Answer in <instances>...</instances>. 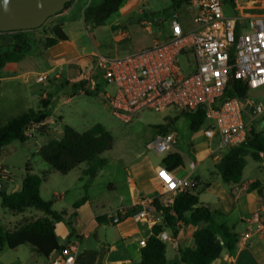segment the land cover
I'll use <instances>...</instances> for the list:
<instances>
[{
  "label": "rangeland",
  "instance_id": "1",
  "mask_svg": "<svg viewBox=\"0 0 264 264\" xmlns=\"http://www.w3.org/2000/svg\"><path fill=\"white\" fill-rule=\"evenodd\" d=\"M101 1L75 0L69 9L51 18L44 27L22 31L19 36L30 46V52L26 54L23 64L35 66L37 71L46 68L45 60L49 50L46 49V43L52 35V30L56 26H61L70 37V41L73 42L77 52L81 55L82 61H86L83 69L79 68L78 70L76 68L78 63L75 62L73 68H76L77 74L74 78L68 75L69 66L71 67L72 64H65L64 68L59 66L56 72L45 75L47 79L43 83L40 82L43 85L39 86V94H42L41 88L44 87L46 95L52 94L55 97L51 118L60 124L62 130L64 126L70 125L78 132L83 133L101 124L112 132L115 138L114 148L102 156V159L106 160V165L100 169L98 176L93 180L84 175L83 170L87 169L85 164L67 175L54 171L39 154L40 148L54 135L51 133V129L42 125L30 127L28 130L30 139L26 143L16 141L5 147L0 155V165L9 171L13 178L24 177L27 167H30L36 174L45 176L46 182H43L44 186L41 185L40 189L41 196L46 201H52L54 209L58 212L69 209L71 205L85 197H88L90 201V209L99 211V213L108 212L131 203L128 169L136 161L149 158L160 164L163 159L175 152L172 150L161 155L151 147V144L160 136L159 127L166 126L170 131L178 134L176 152L184 158V165L178 170V173L182 176L191 174L193 178L200 180L201 183L195 193H200L204 201H214L215 196L202 189L204 181L221 180L216 169L221 159L215 160V155H210V151H216L218 145L216 142L209 144L203 137V131L209 123H206L201 130L193 132L190 121L182 113L170 110L162 113L146 111L136 116L132 123L128 124L116 118L110 111L106 93L114 92L112 86L107 85L102 79H99L98 92L89 90L88 87H85L86 83L84 87L80 86L81 82L85 81L87 74L91 72L90 63L95 54L116 55L115 44L111 36L113 33L111 25L117 19H122L129 31L128 47L137 51L151 45L154 36L161 35L162 39L170 36L171 23L174 18L179 19L184 30L196 28V11L190 5L176 9L173 0H140L135 8L136 13L129 16L131 20L129 17L123 18L118 12L110 18L105 26L94 27L86 23L85 12L91 5ZM248 2L244 1V3ZM231 5L229 2H225L224 11L228 14H232ZM255 6L261 14H264L263 0ZM246 7L249 6L246 5ZM147 27H151L152 33L146 29ZM17 42L16 36L12 33L0 35V50L2 52L11 51ZM177 62L188 71L187 59L184 56H180ZM20 71L22 72L14 71L16 75L8 71L1 73L3 78L0 79L1 125H5L23 113L30 110L37 111L40 108V97L34 98L30 88L31 83L25 84V80H29V76L22 75L24 69ZM36 77L33 76L32 82ZM70 98L72 100L66 103L65 101ZM248 99L264 104V87L251 91ZM243 116L246 122L252 120L247 113H244ZM258 123L259 120H255L254 128L257 129ZM197 136L202 139L201 144L197 143L195 147H191L192 143L196 144L194 138ZM223 153L220 152L218 155H223ZM191 162L199 164L195 171L190 168ZM246 164V177L259 173L257 164L251 157L246 158ZM55 191L66 195V199L53 197ZM33 214L42 213L36 209H30L24 216L15 214L2 206L0 197V226L4 230H14L30 221H35L36 216ZM20 221L21 223H19ZM220 221L223 222V220ZM17 223H19L18 226H16ZM70 228L73 232L71 225ZM167 242L168 246L172 247L173 240ZM0 264H51V259L40 257L30 245H23L14 250L0 249Z\"/></svg>",
  "mask_w": 264,
  "mask_h": 264
},
{
  "label": "built area",
  "instance_id": "2",
  "mask_svg": "<svg viewBox=\"0 0 264 264\" xmlns=\"http://www.w3.org/2000/svg\"><path fill=\"white\" fill-rule=\"evenodd\" d=\"M190 6L196 11L195 29L184 30L174 18L170 36L156 40L147 49L123 56L95 54L88 88L98 92L99 79L112 86L114 92L106 93L110 111L128 124L146 111L205 112L209 125L203 137L209 144L217 143L213 154L216 152L220 160L222 155L218 153L246 145L253 132L264 134V104L248 99L251 91L264 87V15L228 16L223 0H193ZM180 56L187 59L188 71L178 64ZM231 73L247 88L246 104L241 97H226ZM46 79L41 76L38 81ZM244 113L252 118L250 122L245 121ZM255 120H259L257 129ZM177 142V134L170 131L160 135L151 147L162 155L175 149ZM197 166L191 163L192 170ZM158 175L164 182L163 194L158 197H166V205H173L179 194L193 192L200 184L197 179L176 177L165 167ZM12 179L0 165V182ZM133 217L153 219L147 210L134 211ZM248 222L255 228L243 236L245 241L254 233L264 234V211L254 213ZM159 239L166 242L169 238L161 233ZM74 251L65 248L54 262L51 259V264H75Z\"/></svg>",
  "mask_w": 264,
  "mask_h": 264
},
{
  "label": "trees",
  "instance_id": "3",
  "mask_svg": "<svg viewBox=\"0 0 264 264\" xmlns=\"http://www.w3.org/2000/svg\"><path fill=\"white\" fill-rule=\"evenodd\" d=\"M128 0H102L91 5L85 12V21L94 27L105 26L110 18L118 13ZM193 0H173L176 9H181L184 5H190ZM234 4V0H223ZM69 4L64 11L69 9ZM63 11V12H64ZM21 32H12L18 41L13 50L2 52L0 50V79L1 71L11 63H20L30 52L29 44L19 35ZM8 33L0 32V35ZM69 36L61 26H56L52 30V35L48 38L46 49H50L59 43L69 42ZM87 81H82L80 86L84 87ZM247 88L237 81L234 74H230L226 97L245 98ZM53 96L40 100V108L37 111L30 110L23 113L5 125L0 124V155L3 149L13 142L26 143L30 137L26 134L32 125L45 123L51 117ZM191 123V130L197 132L207 123L205 112L182 113ZM45 127V126H43ZM169 132L168 127L160 126L159 134ZM248 143L242 147L231 148L224 151L221 161L216 169L223 182L227 185H238L242 181L243 171L246 167V158L249 156L255 161H259L260 155L264 154V134L253 132ZM115 138L111 131L105 126L98 124L85 133H80L71 126L64 128L62 137L49 139L39 150L40 156L50 167L63 175H67L82 165H87L84 175L95 179L100 169L106 165V160L102 156L113 150ZM184 165V158L180 153L168 155L162 163L169 172H174ZM45 176L34 174L30 167L26 168L23 177L24 185L19 191L12 195L0 193L2 206L15 214L24 213L27 209H36L45 214V217L31 221L14 230H4L0 226V249L8 247L17 249L23 245H30L34 252L40 257L50 260L52 256L63 251L56 235V224L61 223L67 217V212L59 213L53 210V202L46 201L41 196V185L45 181ZM210 184L204 185V190ZM249 191L258 190L264 197V188L260 182H254L249 186ZM185 192L179 194L173 205H166L161 197H157L152 206L155 212L163 217L166 227L173 232V241L177 243L180 232V225L192 223L195 226L204 224V227L194 233V247H177L180 261L174 264H213L221 258L224 251L231 256H235L238 244V236L234 230L226 224L219 223L218 216L222 212L214 210L209 204L200 201V194ZM85 200L75 205L80 207ZM136 208H133L134 211ZM106 218H99L98 221ZM164 232L163 226L155 225L153 235L146 241L142 249V257L137 264H168L166 258V243L159 239V235ZM73 235V232H72Z\"/></svg>",
  "mask_w": 264,
  "mask_h": 264
},
{
  "label": "crops",
  "instance_id": "4",
  "mask_svg": "<svg viewBox=\"0 0 264 264\" xmlns=\"http://www.w3.org/2000/svg\"><path fill=\"white\" fill-rule=\"evenodd\" d=\"M244 1L249 2L244 3ZM260 1L262 0H234V4L231 5L232 14H228L227 12H225V14L228 16L239 15L243 18L264 15L261 14L258 8L255 6ZM139 3L140 0H131L130 2L128 1V4H125L124 7H122V9L119 11L122 17L127 18L135 14V8ZM246 5H248L250 8H247ZM111 26L113 32L111 36L115 44V56H123L125 54L147 49L151 47L156 40L162 39L161 35L154 36V39L152 41L153 43L151 45L135 51L133 48L128 47L127 43H129L130 40V34L127 27H125L126 25L125 23H123L122 19H117ZM146 29L151 32V27H147ZM53 57H55L56 59H52ZM23 61L20 63L8 64L1 71V73L3 71H8L16 75V72H22L20 70L24 69L22 75L29 76V80H25V84L31 83L30 88L32 90V96L34 98L39 96L40 100L46 99L50 95L53 96L52 94L46 95L44 92L45 89H43L44 87L41 88L42 94H39V86L43 83H40L38 81L41 76H45L46 74L50 75L53 72H56L59 66H62V68H64L65 64H72L71 67L69 66L68 75L69 77L75 78L77 74L76 68L78 70L79 68L83 69V65H85L86 63V61H82V57L77 52L76 47L74 46L72 41L62 42L50 48L45 60L46 68L41 71H37L35 66L23 64ZM75 62H77L78 65L76 66V68H73V64ZM91 63L90 66L92 68ZM90 73L91 72H89L85 77L86 81L88 80L87 77ZM33 76L37 77L35 81L32 82ZM88 86L89 82L87 81L85 87ZM53 100L55 101L54 96ZM71 100L72 99L70 98L65 102L68 103ZM41 125L45 127L47 126L49 129H51V133H54L52 138L62 137L64 128L66 126H70L66 125L62 130L60 124L51 117ZM201 140L202 139L200 137H195L194 141L196 142V144L192 143L191 147H195L197 143L198 145L199 143L201 144ZM177 145L175 149H173V151H175L174 153H176L177 151ZM210 155L214 156L213 151H210ZM255 162L257 164L259 173L254 176L246 177V164V167L243 171L242 181L238 185H227L223 182L222 178L221 180L215 179L214 181H204V183H202L203 191L207 192L210 195H214L215 199L214 201L208 202L204 201L200 196V201L204 204H209L214 210L222 212V215L217 217L218 222L231 227L238 236V244L235 256H231L227 251H224L221 258L215 261L213 264H264V234L259 235L254 233L249 240L245 241L243 239V236L250 229H252V231L254 232V225H251L248 222L251 216L256 212L264 211V197L259 193L258 190H248L249 186L254 182H260L261 186L264 188V154H261L259 161ZM162 163L159 164L149 158H142L139 161H136L133 166L128 169L129 194L131 202L128 205L121 206L116 210L99 213V211L90 209V201L88 197H85L82 199L85 200V202L82 204V207H75L76 204L82 201L81 200L71 205L69 209L62 211L67 212L68 215L63 222L57 223L55 225V232L58 237L59 244L62 247L73 248L75 250L73 252V254L75 255V264H137L141 260V251L146 245V241L153 235V229L155 225L164 227L163 233H166L169 238L167 241L173 240L172 230L166 227L165 221L160 215L151 213V215L153 216L152 220H138L133 217L134 211H150V208L153 207L151 200L157 198L158 196H162L164 182L158 175L159 169L163 167ZM197 165L199 166L198 163ZM180 168L173 172L176 177L193 178L191 174L187 176L180 175L178 173V170ZM85 170L86 169H84L83 172ZM33 173L36 174L34 171ZM20 179H23V176L20 178H13L11 181L14 182L15 180ZM198 181L199 183H201L200 180ZM44 182H46V179ZM207 183L210 184V187L204 190V185ZM43 186L44 185L42 183V187ZM89 187L91 186L89 185ZM65 196L61 195L57 191L53 193V197L55 198L57 197L59 199H66ZM164 198L166 197H161L163 203ZM133 208L136 209L133 211ZM28 210L30 209H27L20 215L24 216ZM53 210H55L54 203ZM41 213L42 214L39 215L33 214L36 216V220L45 217V214L43 212ZM99 218H106V220L104 219L102 220L103 222L100 223L98 221ZM110 220H112V222ZM220 220H223V222H221ZM19 223H21V221ZM19 223H17L16 226H18ZM70 225L73 228V235ZM203 227L204 224L195 226L192 223H182L180 225V232L179 236L177 237V243L173 241L171 242L172 247H169L167 244L168 242H165L167 246L166 258L168 264H174L175 262L180 261V255L177 251L178 246L184 248L194 247V233L198 229H201Z\"/></svg>",
  "mask_w": 264,
  "mask_h": 264
},
{
  "label": "water",
  "instance_id": "5",
  "mask_svg": "<svg viewBox=\"0 0 264 264\" xmlns=\"http://www.w3.org/2000/svg\"><path fill=\"white\" fill-rule=\"evenodd\" d=\"M75 0H0V32L12 33L28 30H37L44 27L47 22L60 15L65 8ZM242 103L246 104V99L242 98ZM249 106H246V111ZM254 113V109L251 108ZM24 185V180H8L0 182V193L12 195ZM147 210L149 213H155L154 208ZM120 219V217H119ZM112 222V220H110ZM65 247H62L64 250ZM62 251L52 256L54 262Z\"/></svg>",
  "mask_w": 264,
  "mask_h": 264
},
{
  "label": "snow or ice",
  "instance_id": "6",
  "mask_svg": "<svg viewBox=\"0 0 264 264\" xmlns=\"http://www.w3.org/2000/svg\"><path fill=\"white\" fill-rule=\"evenodd\" d=\"M162 175H164V174L162 173ZM164 179H166V180H167V179H169V178H168L166 175H164Z\"/></svg>",
  "mask_w": 264,
  "mask_h": 264
}]
</instances>
